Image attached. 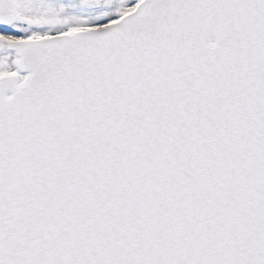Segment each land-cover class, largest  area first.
<instances>
[{"label":"snow or ice","instance_id":"snow-or-ice-1","mask_svg":"<svg viewBox=\"0 0 264 264\" xmlns=\"http://www.w3.org/2000/svg\"><path fill=\"white\" fill-rule=\"evenodd\" d=\"M0 264H264V0H0Z\"/></svg>","mask_w":264,"mask_h":264}]
</instances>
